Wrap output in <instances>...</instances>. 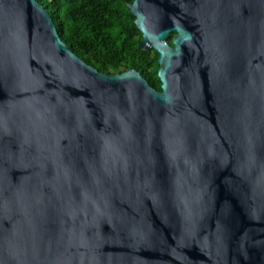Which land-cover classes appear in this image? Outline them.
Segmentation results:
<instances>
[{
  "label": "water",
  "instance_id": "obj_1",
  "mask_svg": "<svg viewBox=\"0 0 264 264\" xmlns=\"http://www.w3.org/2000/svg\"><path fill=\"white\" fill-rule=\"evenodd\" d=\"M128 7L160 90L0 0V264H264V0Z\"/></svg>",
  "mask_w": 264,
  "mask_h": 264
},
{
  "label": "trees",
  "instance_id": "obj_2",
  "mask_svg": "<svg viewBox=\"0 0 264 264\" xmlns=\"http://www.w3.org/2000/svg\"><path fill=\"white\" fill-rule=\"evenodd\" d=\"M49 12L61 40L100 72L137 70L155 89L158 53L141 49L142 33L128 4L133 0H37ZM175 32L167 43L172 45Z\"/></svg>",
  "mask_w": 264,
  "mask_h": 264
}]
</instances>
